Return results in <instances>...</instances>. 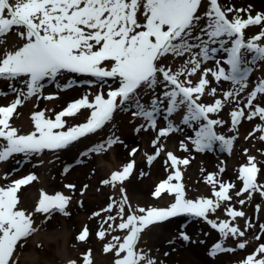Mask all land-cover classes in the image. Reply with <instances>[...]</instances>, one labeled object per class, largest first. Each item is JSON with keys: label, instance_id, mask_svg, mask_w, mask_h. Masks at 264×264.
<instances>
[{"label": "snow or ice", "instance_id": "obj_1", "mask_svg": "<svg viewBox=\"0 0 264 264\" xmlns=\"http://www.w3.org/2000/svg\"><path fill=\"white\" fill-rule=\"evenodd\" d=\"M202 0H0V43L14 28L16 35L23 44L15 51L5 50L0 54V80L9 82L23 79L26 91L16 89L11 83L10 88L17 93V98L9 106H0V163L6 162L16 154L25 157L41 154L45 150L59 151L68 148L74 142L89 134L96 133L108 124L117 109L124 106H134L133 115L149 122L155 130L156 116L161 112V106L167 102L166 114L172 117L181 108L186 110L182 122L189 127L193 123L200 125L192 140L195 151L211 150L214 143L219 142L228 152H231L233 140L218 135L214 128L222 125V121L211 118V114L218 113L224 106L220 99L212 105H205L199 101L209 89L211 81L209 75L219 84L229 81L239 85V91L247 87V80L252 71L248 65H255L264 61V30L252 38L245 39V30L250 26L264 28V15L255 17L248 15L242 18L239 13L243 9L222 7L219 0H208V10L203 16L198 15ZM233 14L229 19V14ZM141 17L143 23L140 22ZM205 20L203 26L201 20ZM198 33L193 35L194 32ZM218 45V47H213ZM194 49L198 51H194ZM218 52L227 54L223 61L229 67L226 71L221 61L215 59ZM253 54L252 59L246 58ZM188 55L184 66L173 73L171 69L159 66V61L167 56L183 57ZM210 60H215L214 68H202ZM189 65L191 67H189ZM201 73L198 83L193 85L192 77ZM65 73L86 75L96 81L110 80L117 87L105 94L98 93L93 100L85 95L81 99L70 103L66 109L55 115L54 119L46 117L45 111L32 115L34 131L21 135L10 123L13 114L25 100L37 96L47 80L57 81ZM185 79L181 80L180 77ZM162 77L165 91L161 98L153 99L148 108L140 102L141 91L154 90ZM59 86V85H58ZM67 85L61 88L65 90ZM239 91L235 95L239 94ZM216 88H210L208 95L215 96ZM0 95H4L0 93ZM259 96H264V80L260 81L250 93L247 105L254 111L247 115L251 120L259 116L264 120V107L255 106ZM234 96L233 92L224 93L227 101ZM45 99H55L47 96ZM90 110L87 121L83 124L66 127L65 117H73L81 110ZM231 122L235 128L245 116L243 109L232 111ZM140 129H137L139 131ZM264 133V127L256 129ZM178 131L172 123L158 131L159 137H167L170 133ZM264 140V135L260 136ZM119 143L117 139H109L90 149L91 152L101 153L107 151L112 145ZM159 141L154 142V147ZM184 151L189 149L182 145ZM133 150L130 155H135ZM163 151L160 148L157 152ZM85 152L83 155L87 156ZM171 167L176 169L166 181L161 182L153 195L160 198L162 193L174 196V203L168 208H139L136 211L142 215L128 214L125 218V199L119 205L120 222L117 227L126 234L113 237L114 243L105 246L104 251L112 252L117 257L114 264H156L145 253L137 250L141 233L148 226L164 222L170 218L189 215L205 219L213 229H217L224 240L231 237H243L244 231L238 227L230 226L229 222L219 225L208 219V213H214L220 207L221 201H229V191L234 185L218 182L213 174H209L206 183L212 184L215 189L217 183L219 190L213 192L215 201L201 198L193 201L186 199L182 180V173L178 165H188V159H179L172 153L167 154ZM156 156H148L151 164ZM250 157L247 166L240 169V180L243 188L237 195L244 192L259 191L264 196V186L257 184V174L260 169ZM134 162L128 163L121 172H115L109 180L103 181L105 185L116 186L123 183L130 176ZM223 171V169H221ZM37 178L28 175L14 181L7 187H0V264H15L14 253L22 241L30 237L37 229L31 214L19 209L20 203L17 193L21 187L30 184ZM173 180L177 183H171ZM73 189L74 185H66ZM123 192V189H121ZM251 198V197H249ZM71 197L63 194L49 196L41 192L35 213L45 214L49 219L53 212L66 213V207ZM241 204L244 201H240ZM113 205L105 211L111 212ZM259 211V207H257ZM95 215H100L96 213ZM227 215L233 219L244 217V212L232 208ZM116 217L109 216L108 220ZM105 220L104 223H107ZM247 227H251L248 224ZM264 230V225L260 226ZM112 228V225H109ZM105 231L97 233L99 239L105 237ZM89 231L85 227L77 239L87 242ZM184 240L189 237L184 234ZM260 237L257 236L256 239ZM244 249L246 244L237 245ZM234 249L226 248L221 243L215 244L210 255L220 252H232ZM260 257V258H258ZM83 264H92L91 251L82 257ZM75 264V261L70 262ZM241 264H264V245H260L256 252L248 255Z\"/></svg>", "mask_w": 264, "mask_h": 264}, {"label": "rangeland", "instance_id": "obj_2", "mask_svg": "<svg viewBox=\"0 0 264 264\" xmlns=\"http://www.w3.org/2000/svg\"><path fill=\"white\" fill-rule=\"evenodd\" d=\"M14 2V0H13ZM222 7L243 9L239 15L247 19L248 15L255 17L257 14L264 15V0H219ZM208 0H202L198 15L203 16L208 10ZM233 14H229L232 19ZM143 23V18L140 20ZM205 20L200 21L203 26ZM264 28L262 26H250L245 30V39L259 34ZM17 29H13L6 35L3 43H0V54L5 50L15 51L23 44L16 35ZM198 33L194 32L193 35ZM264 44V40L260 41ZM218 47V45H213ZM194 51H198L194 49ZM253 54H247L248 60ZM183 57L167 55L159 61V66L171 69L173 73L179 71L188 59ZM215 59L221 61V66L229 71V67L223 64L227 54L218 52ZM252 71L247 80V87L239 91V85H233L229 81H221L217 84L211 75L207 77L211 84L206 89L205 95L199 101L205 105H212L216 99H220L224 106L211 118L222 121L221 126L214 128L218 135L233 140L231 152L223 148L219 142L214 143L211 150L204 152L195 151L192 140L200 125L195 123L191 127L183 124L182 118L186 110L181 108L172 117L166 114L167 102L161 106V112L156 116L157 126L153 130L149 122L143 118L133 115L135 107L124 106L123 110L117 109L112 120L96 133L89 134L74 142L66 149L59 151L45 150L41 154L25 157L16 154L6 162L0 163V187H7L18 179L28 175H35L36 180L21 187L17 193L19 198L18 208L31 214L34 227L37 229L25 241L22 246L18 245L14 253L15 264H83L82 257L91 251L92 264H114L117 258L114 251L105 252L104 248L109 243H114L113 237H121V242L126 232L118 229L117 225L122 222L119 217V205L125 199V218L128 214L142 215L139 208H168L174 203V196L162 193L160 198H155L153 193L156 187L167 180L176 169L171 167L167 154L170 152L179 159H188V165H178L182 173L180 183L184 186L185 197L193 201L201 198L212 199L214 190H219L217 183L215 189L212 184L206 183L209 174H213L218 182L226 185H234L229 191L231 200L221 201L220 207L212 213H208V219L213 222H229L230 226L238 227L244 231L243 237H231L224 240L217 229L203 218L189 215H181L170 218L164 222L154 223L141 233L137 244V250L152 258L156 264H241L248 255L256 252L260 245H264V196L259 191L244 192L237 195L243 188L240 180V169L248 165L250 157H254L256 166L260 169L257 174V184L264 186V140L260 136L264 133L257 131L258 127H264V120L259 116L249 120L247 115L254 111L248 108L247 100L256 85L264 80V61H258L255 65H248ZM189 67H191L189 65ZM215 60H210L202 65V68H214ZM201 73L189 77L193 85L198 83ZM154 90L145 89L140 93V102L148 108L153 99L161 98L165 91L162 77ZM181 80L185 77L181 76ZM10 83L18 90L26 91L23 79L9 82L0 80V106H9L16 98L17 93L10 88ZM37 96L25 100L22 106L16 109L10 123L19 134H29L34 131L32 115L39 111H45L46 117L54 119L55 115L66 109L67 106L85 95L93 100L98 93H106L117 87L110 80L104 82L96 81L95 78L74 73H65L57 81L47 80ZM59 85V86H58ZM65 90H61L64 86ZM210 88H216L215 96L208 95ZM239 91L238 95L235 93ZM233 92L234 96L224 100V93ZM53 96L55 99H45ZM255 106L264 107V96H259L254 101ZM243 109L245 116L235 128L232 127V111ZM90 110L83 109L73 117H65L66 127L77 126L87 121ZM172 123L178 131L170 133L167 137H159L158 131ZM137 129H140L137 131ZM109 139H117L116 143L107 151L97 153L90 149ZM159 143L154 147V142ZM182 145L189 150L184 151ZM162 148L163 151L158 150ZM135 151V155L130 153ZM85 152L89 154L83 155ZM112 155V157H111ZM156 156L149 164L148 156ZM130 162H134V168L123 183H117L115 187L105 185L103 181L109 180L115 172H121ZM110 167V168H109ZM223 169V171H221ZM175 184L177 181L173 180ZM66 185H74L69 189ZM28 189V190H27ZM123 189V192L121 191ZM27 190V191H26ZM41 192L49 196L63 194L71 197L66 207L67 214L53 212L49 219L45 214L35 213ZM251 197V198H249ZM240 201H244L243 204ZM113 205L112 211H105ZM259 207V211L257 210ZM232 208L244 212V217L233 219L227 215V210ZM99 213L100 215H95ZM109 216L116 219L108 220ZM81 219L83 225L80 226ZM108 220L107 223H104ZM112 225V230L109 225ZM251 224V227H247ZM87 227L89 237L87 242H80L77 237ZM105 231V237L99 239L97 233ZM38 237H37V235ZM186 234L189 239L184 240ZM259 236V239L256 237ZM245 243L244 249H239V243ZM221 243L226 248H232V252H220L215 256L210 255L215 244ZM26 255L30 257H26ZM260 258V257H258Z\"/></svg>", "mask_w": 264, "mask_h": 264}, {"label": "bare ground", "instance_id": "obj_3", "mask_svg": "<svg viewBox=\"0 0 264 264\" xmlns=\"http://www.w3.org/2000/svg\"><path fill=\"white\" fill-rule=\"evenodd\" d=\"M111 157H112V155H111ZM109 168H110V167H109ZM82 221H83V219H81V222H80V224H79L80 226L83 225V222H82Z\"/></svg>", "mask_w": 264, "mask_h": 264}]
</instances>
